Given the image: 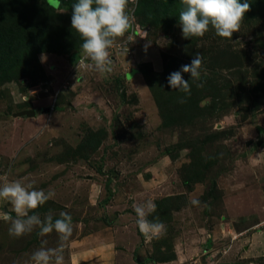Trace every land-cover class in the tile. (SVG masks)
<instances>
[{
    "label": "rangeland",
    "instance_id": "rangeland-1",
    "mask_svg": "<svg viewBox=\"0 0 264 264\" xmlns=\"http://www.w3.org/2000/svg\"><path fill=\"white\" fill-rule=\"evenodd\" d=\"M21 1L0 4L23 36L0 41V181L54 190L33 211L42 220L71 215L64 264H78L75 250L91 260L92 247L107 251L109 264H264V0H248L232 40L210 29L195 37L197 48L178 18L147 24L138 0H128L136 34L109 50L105 77L81 65L75 0L60 8ZM187 50L203 72L185 96L167 77ZM22 110L35 116H12ZM148 199L156 204L149 219L165 225L152 239L137 230L133 210ZM0 211L15 215L3 200ZM8 227L0 221V264H32L42 239L60 244L55 233L16 238Z\"/></svg>",
    "mask_w": 264,
    "mask_h": 264
},
{
    "label": "clouds",
    "instance_id": "clouds-1",
    "mask_svg": "<svg viewBox=\"0 0 264 264\" xmlns=\"http://www.w3.org/2000/svg\"><path fill=\"white\" fill-rule=\"evenodd\" d=\"M180 3L182 9L178 23L185 39L202 37L210 29L222 40L231 39L249 10L248 0H180ZM71 10V29L82 41L81 65L102 77L107 76L113 71L109 50L130 39L127 33L134 17L128 0H75ZM202 72V58L196 54L189 64L168 75L167 84L177 93L190 95V81H199ZM182 74H189L190 80L186 81ZM54 197V190L35 189L31 184L25 185L19 180L7 181L5 178L0 181V200L10 204L11 212L15 214L0 211V221L9 224V235L18 238L38 229L40 237L55 233L60 242L58 247L51 248L46 247L47 240L42 239L40 247L31 254L32 264H64L62 249L73 231L71 215L61 212L58 218L53 219L49 212L42 220L33 211ZM190 203L199 206L201 201L192 198ZM133 210L137 230L145 238L152 239L164 232L165 225L159 217L149 219L156 210V204L151 199L134 204Z\"/></svg>",
    "mask_w": 264,
    "mask_h": 264
},
{
    "label": "trees",
    "instance_id": "trees-1",
    "mask_svg": "<svg viewBox=\"0 0 264 264\" xmlns=\"http://www.w3.org/2000/svg\"><path fill=\"white\" fill-rule=\"evenodd\" d=\"M39 1V0H38ZM44 2L43 4L46 5V7L49 8H60L62 6L61 0H41ZM22 2L21 0H0V4L6 3L10 5L11 7H15L18 3ZM136 12L139 15H143L145 17V20L147 24H149V20H157L159 22H164L166 19L169 21L173 20L172 18H178L179 12L182 9V5L180 3V0H138L137 2V8ZM161 20V21H160ZM22 29L17 26V21L16 19L13 20H8L5 19L4 17H0V41H17V40H22ZM188 43L192 45V47H196L195 45V37H191L190 39H187ZM192 42V43H191ZM1 46V44H0ZM197 48V47H196ZM217 47H213L212 50L216 49ZM212 50L209 51V53H212ZM193 51L200 52V49L193 50ZM188 50L186 54V60L185 63L189 64L191 62V58L188 55ZM212 56L211 54H209ZM77 58V54H74L72 56V60H75ZM204 59V58H203ZM183 62V60H182ZM142 75L145 78V80L148 81L147 79V73L142 71ZM207 78V76H206ZM209 83H212L213 86H216V91H218V86L216 85L217 80L213 77H210L208 79ZM205 81H202L201 83H204ZM195 84H198L195 82ZM215 84V85H214ZM190 86L195 87V85L191 84L190 81ZM218 87V88H217ZM220 89V88H219Z\"/></svg>",
    "mask_w": 264,
    "mask_h": 264
},
{
    "label": "crops",
    "instance_id": "crops-1",
    "mask_svg": "<svg viewBox=\"0 0 264 264\" xmlns=\"http://www.w3.org/2000/svg\"><path fill=\"white\" fill-rule=\"evenodd\" d=\"M91 249H93L89 255H87V257L89 256V258H91V260H86V261H82V257H83V252H79V251H76L75 250V253H73L71 251V255L72 256H77L78 258V264H109V254L107 251L103 252V250L101 252H99L98 249H96L95 247H92ZM94 255H93V254ZM90 255H93V256H90ZM97 255L99 257H97Z\"/></svg>",
    "mask_w": 264,
    "mask_h": 264
},
{
    "label": "built area",
    "instance_id": "built-area-1",
    "mask_svg": "<svg viewBox=\"0 0 264 264\" xmlns=\"http://www.w3.org/2000/svg\"><path fill=\"white\" fill-rule=\"evenodd\" d=\"M133 1L134 0H130V2H133ZM135 4H136V1H135ZM134 34H136L135 27L131 26V28L129 29V32L127 33V36H129L130 39H127L123 44L126 45L127 43H131V41H133V39H134ZM123 44L114 45L113 48L117 47V48L121 49L123 47L121 45H123ZM113 48L111 49L112 51H113Z\"/></svg>",
    "mask_w": 264,
    "mask_h": 264
},
{
    "label": "water",
    "instance_id": "water-1",
    "mask_svg": "<svg viewBox=\"0 0 264 264\" xmlns=\"http://www.w3.org/2000/svg\"><path fill=\"white\" fill-rule=\"evenodd\" d=\"M13 117H34L35 111L34 110H22L17 113L12 114Z\"/></svg>",
    "mask_w": 264,
    "mask_h": 264
},
{
    "label": "snow or ice",
    "instance_id": "snow-or-ice-1",
    "mask_svg": "<svg viewBox=\"0 0 264 264\" xmlns=\"http://www.w3.org/2000/svg\"><path fill=\"white\" fill-rule=\"evenodd\" d=\"M50 2H52V0H50Z\"/></svg>",
    "mask_w": 264,
    "mask_h": 264
}]
</instances>
